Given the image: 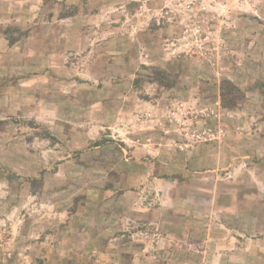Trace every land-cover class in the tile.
Returning <instances> with one entry per match:
<instances>
[{
  "label": "rangeland",
  "instance_id": "1",
  "mask_svg": "<svg viewBox=\"0 0 264 264\" xmlns=\"http://www.w3.org/2000/svg\"><path fill=\"white\" fill-rule=\"evenodd\" d=\"M0 264H264V0H0Z\"/></svg>",
  "mask_w": 264,
  "mask_h": 264
}]
</instances>
